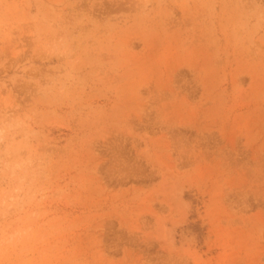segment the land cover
Wrapping results in <instances>:
<instances>
[{
	"label": "rangeland",
	"instance_id": "obj_1",
	"mask_svg": "<svg viewBox=\"0 0 264 264\" xmlns=\"http://www.w3.org/2000/svg\"><path fill=\"white\" fill-rule=\"evenodd\" d=\"M0 264H264V0H0Z\"/></svg>",
	"mask_w": 264,
	"mask_h": 264
}]
</instances>
